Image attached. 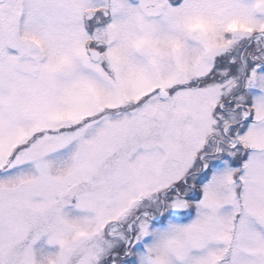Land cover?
<instances>
[{"label": "snow or ice", "instance_id": "obj_1", "mask_svg": "<svg viewBox=\"0 0 264 264\" xmlns=\"http://www.w3.org/2000/svg\"><path fill=\"white\" fill-rule=\"evenodd\" d=\"M0 264H264V0H0Z\"/></svg>", "mask_w": 264, "mask_h": 264}]
</instances>
